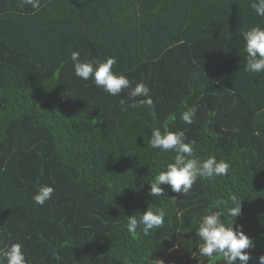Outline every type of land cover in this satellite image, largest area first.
I'll return each mask as SVG.
<instances>
[{
  "label": "trees",
  "instance_id": "16d2710c",
  "mask_svg": "<svg viewBox=\"0 0 264 264\" xmlns=\"http://www.w3.org/2000/svg\"><path fill=\"white\" fill-rule=\"evenodd\" d=\"M253 0H0V247L20 242L28 264H223L200 256V217L241 198L234 225L264 254V72L245 71L241 32L264 28ZM116 58L151 105L112 96L74 73ZM123 101V103H121ZM196 107L194 123L181 114ZM154 128L183 131L194 157L230 164L187 194L148 195L174 152ZM55 188L43 206L33 194ZM162 207L165 224L128 232L130 215ZM215 255V254H214ZM163 262H162V261Z\"/></svg>",
  "mask_w": 264,
  "mask_h": 264
},
{
  "label": "clouds",
  "instance_id": "9594fccd",
  "mask_svg": "<svg viewBox=\"0 0 264 264\" xmlns=\"http://www.w3.org/2000/svg\"><path fill=\"white\" fill-rule=\"evenodd\" d=\"M40 4L41 0H22V5L30 6L33 10H39ZM251 8L258 17L264 18V0H253ZM240 35L243 38L246 53L245 71L253 74L264 72V28L259 25L252 26ZM70 59L77 77L85 81L91 79L97 87L108 94L118 96L123 90H127L130 101H135L137 97H144L138 103H131V107L152 104L148 96L150 89L146 84L139 82L133 86L126 75L113 72V66L117 63L115 57H106L95 66L91 61H81L79 51H72ZM196 112V107H189L181 114L180 119L190 125L194 123ZM194 143L185 142L183 131H165L162 134L159 128L152 130L150 147L162 152H174L175 156L172 162L148 181V195L151 198L167 196V191L162 185H167L172 193L187 194L198 178L212 179L228 174L230 164L227 161L217 160L215 156H209L206 159L195 158ZM54 192L53 186L41 185L32 199L35 204L43 206L51 199ZM229 200L231 206L226 209V214L230 220L227 223L222 219L225 215L223 211H212L200 217L195 232L202 241L198 251L204 258L221 259L223 264H248L251 255L247 249L254 246L253 241L240 226L233 227L234 218L241 212V198L233 194ZM165 217L164 208L148 206L139 216H129L127 230L135 234L142 226V233L148 236L153 230L164 226ZM22 249L23 245L20 242L0 247V264H28ZM258 261L259 264H264V254L258 257Z\"/></svg>",
  "mask_w": 264,
  "mask_h": 264
}]
</instances>
